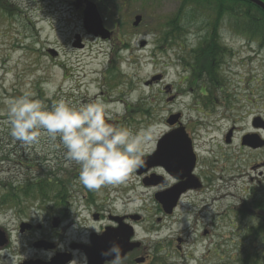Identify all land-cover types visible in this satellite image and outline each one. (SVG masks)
Here are the masks:
<instances>
[{
	"label": "rangeland",
	"instance_id": "rangeland-1",
	"mask_svg": "<svg viewBox=\"0 0 264 264\" xmlns=\"http://www.w3.org/2000/svg\"><path fill=\"white\" fill-rule=\"evenodd\" d=\"M71 1L3 0L8 2L5 4L0 0V226L13 230L21 218L36 224L42 221L43 215L39 214L45 211L43 209L50 204L47 198L53 195L45 192L47 184L43 190L37 187L38 182L47 180L50 174L66 183V176L75 174L69 194L82 197L89 192L98 204L105 197L115 201V197L120 196L117 190L126 183L87 190L79 180L78 166H65L64 150L58 141L52 142L42 134L39 142L24 145L10 135L8 104L25 93L46 106L59 99L73 104L100 100L109 106L110 117L119 120L120 127L133 132L151 128L146 153L153 149L156 140L164 133L165 127L159 123L167 112L183 114L184 122L192 125L206 168L213 167L211 173L222 178L215 183L217 195L210 193L216 199L209 203L210 213L203 221L213 222L212 236L203 239L192 235L191 239L196 241L201 256L207 254V264L219 263L215 248L221 252L225 250L226 261L238 255L246 229L258 224L256 218L246 215V211L237 215L241 212L242 196H247L248 190H255L260 196L255 201L264 202V150L251 152L240 149L238 138L227 147L223 140L227 129L232 126L240 137L247 131H253V118L264 119V42L259 43L260 37L247 31L233 29L231 26L235 21L224 9L219 17L204 11L200 14L201 7L212 11L215 1H204L199 4L200 8L196 5L201 16L215 17L220 21V42L229 50L222 59L224 66L217 71L223 79V90L215 93V98H224L227 104L225 108L217 106L205 113L204 110L187 107L189 96L182 93L187 84L181 81L182 68L174 60V54L181 52L179 46L176 45L174 50H160L163 47L160 44L162 36H165L161 24L176 12L180 1L184 0H125L123 4L124 0H118V3L109 5V9L100 4L105 5L103 0H99L100 3L93 0L103 25L112 32L108 42L85 33L81 14L72 10ZM135 15L143 18L137 27L132 25ZM228 16L230 24L223 25ZM203 33L202 28V33L188 39L195 44ZM76 34L81 37L82 49L72 47ZM141 40L146 41L144 48L139 46ZM48 49L57 51L56 57L49 56ZM156 73L163 74V80L148 89L142 82ZM164 85L180 91V97L174 103L166 102ZM223 109L227 118L219 121ZM148 110L149 115L144 114ZM194 122L200 125L195 126ZM33 178H37V187ZM129 179L133 182L132 177H128L126 182L131 183ZM26 193L34 200H26ZM140 196L138 193V209L148 205V202L142 203ZM247 199L241 207L247 205ZM3 200L5 203L2 204ZM37 204L43 209L40 210ZM194 217H182L161 238L178 232L187 235ZM15 243V248H18L20 242ZM210 243L212 253H207L205 248Z\"/></svg>",
	"mask_w": 264,
	"mask_h": 264
},
{
	"label": "flooded vegetation",
	"instance_id": "flooded-vegetation-1",
	"mask_svg": "<svg viewBox=\"0 0 264 264\" xmlns=\"http://www.w3.org/2000/svg\"><path fill=\"white\" fill-rule=\"evenodd\" d=\"M205 56L209 55L192 51L181 54L190 60L182 69L184 77L189 76L182 80L187 84L182 93L189 92L188 104L193 108L210 109L222 103L209 94L223 90V86L207 69L208 64L215 67L216 62L203 61ZM165 92L173 103L180 97V91L169 87ZM165 122L162 120L164 133L146 156L155 154L164 134L182 128L185 134H181V140L165 143L169 154L162 161L166 166L157 165L156 161L146 171L136 169L130 176L133 182L129 180L131 183L125 182L126 186L117 190L120 196L115 201L105 197L98 204L89 192L82 197L73 193L50 198V205L42 207L45 213L39 214L43 215L42 221L37 224L30 221L31 228L23 231L19 225L13 231L0 228L6 240L0 247V264H111L113 256L105 257L102 252L113 242L121 247L122 264H207V254L200 255L191 236L203 239L212 236L213 222L203 221L208 218L209 203L216 199L211 197L217 195L216 180L222 178L211 173L213 167L206 168L192 125L184 122L182 114L175 125ZM48 184L57 186L60 182ZM138 189L142 203L148 202L142 209L137 208ZM189 215L195 217L187 235L178 232L161 238L171 225ZM15 242H20L18 248L11 247ZM207 246L205 250L211 253V244Z\"/></svg>",
	"mask_w": 264,
	"mask_h": 264
},
{
	"label": "clouds",
	"instance_id": "clouds-1",
	"mask_svg": "<svg viewBox=\"0 0 264 264\" xmlns=\"http://www.w3.org/2000/svg\"><path fill=\"white\" fill-rule=\"evenodd\" d=\"M10 135L24 145L46 135L64 150L65 166L79 168V180L89 189L118 185L145 164V147L151 128L133 132L110 123L109 106L103 101L73 104L59 99L46 106L25 93L7 107ZM102 255L122 264L121 247L113 242Z\"/></svg>",
	"mask_w": 264,
	"mask_h": 264
},
{
	"label": "trees",
	"instance_id": "trees-1",
	"mask_svg": "<svg viewBox=\"0 0 264 264\" xmlns=\"http://www.w3.org/2000/svg\"><path fill=\"white\" fill-rule=\"evenodd\" d=\"M204 1H210V0H184L181 1L179 4V8L177 9L176 13L169 18L167 21L174 23V26H171L172 31H177V25L176 23L179 22V20L182 19V17L190 18V21L196 20V22H200L201 24H204L203 29L205 30V38H207L206 45L207 49L203 51L204 53H219V44L217 41L218 38V30L220 27L217 19L215 17H208L205 15H200L201 11H204L205 13H215L218 17L222 15V10L226 13H230L232 21H235V25H232L231 27L241 29V32H248L252 36H258L260 37L261 41L264 42V12H262L260 9H258L253 4L243 1V0H213L216 2V5L212 11L209 12V9L200 8L199 4L201 5ZM262 1V0H261ZM264 1V0H263ZM196 5L200 8V14L199 10L196 9ZM228 7H224V6ZM221 7H223L221 9ZM225 16V15H224ZM235 16V17H234ZM261 16V17H259ZM231 18L226 17L224 19L226 21H229ZM222 20V19H221ZM48 178V177H47ZM35 181V187H37V178H33ZM47 180H50L48 178ZM39 190H43L44 187L42 185H38ZM46 192L49 191L48 188L44 189ZM51 190H55V188H51ZM59 190H62L59 189ZM49 194V193H48ZM14 198L20 199V197L14 196ZM26 200L33 199L32 197L26 195L24 196ZM12 199V198H11ZM12 199V200H17ZM23 199V200H25ZM23 201L22 199H20ZM253 202V203H252ZM251 205L253 206L252 213L248 212V215L252 218L257 219V225L254 227H248L246 229V233H244V241H241V247L239 248V256L234 255L233 258L229 259L226 263L225 261L228 259L227 257L220 256L222 259L223 264H264V202L261 201H255L253 199ZM5 203V200L2 201V204ZM262 212V214L260 213ZM253 213H260L253 215Z\"/></svg>",
	"mask_w": 264,
	"mask_h": 264
},
{
	"label": "water",
	"instance_id": "water-1",
	"mask_svg": "<svg viewBox=\"0 0 264 264\" xmlns=\"http://www.w3.org/2000/svg\"><path fill=\"white\" fill-rule=\"evenodd\" d=\"M249 2H252V4L257 5L258 7H260L263 11H264V4L261 3V1L259 0H246ZM96 8L95 5L92 3H87L86 4V8L85 11L83 12V24H84V28L86 29L87 33H92L95 36H101L102 38H107L108 37V33L106 32V30H104V28L102 27V22L101 19L99 17L98 12H96ZM139 19H141L140 16L135 18V22L134 25L136 26L139 23ZM144 43H141V46H143ZM74 46H78L80 47L78 44L74 43ZM52 55H54L53 52H51ZM170 123H174L173 121H171ZM257 139H255V137L253 136H246L244 137L243 140V144L246 145H250V146H254V147H259L263 145V141L259 140L257 141Z\"/></svg>",
	"mask_w": 264,
	"mask_h": 264
}]
</instances>
